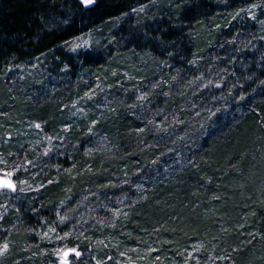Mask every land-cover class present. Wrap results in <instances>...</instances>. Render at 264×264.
I'll return each mask as SVG.
<instances>
[{
	"label": "trees",
	"instance_id": "trees-1",
	"mask_svg": "<svg viewBox=\"0 0 264 264\" xmlns=\"http://www.w3.org/2000/svg\"><path fill=\"white\" fill-rule=\"evenodd\" d=\"M151 1L93 0L90 6H84L80 0H0V76L9 67L18 68L38 56H54L49 72L55 87L47 89V80L41 87L53 92L48 101L36 105V111L30 113L24 105L25 100L32 103V99L27 98L24 91L23 99L14 102V114L32 117L46 125L47 130L57 122H66L64 125L71 129L63 143L66 152H55L58 156H52L51 168L55 165L70 166L73 173L63 175L57 174L60 169L50 170L57 179L46 192L54 197L53 192L60 185L71 182L73 192L89 187L90 190H99V194L106 195L103 200L109 206L114 189L112 179L122 172L119 177L123 178L124 184L131 186H127L129 191L136 190L137 185L150 189V194L145 195L133 209L136 216L129 214L130 219L140 221L134 224L139 228L151 217L152 206L160 208L165 205V198L180 196L195 182L207 189L219 190L218 208L221 212H225L227 202L231 203L228 219H237L240 210H250L252 217L249 222L253 224L258 217L262 232L264 33L257 32L258 24L255 23L256 35L244 41L245 23L243 32L232 34L221 26L219 31L211 27L218 19L236 14L243 15L248 21L245 5L255 0H182L176 9H169L168 17L157 14L151 21L141 23V32L127 27L125 34L129 42L120 45L124 51L140 50L165 63L154 65V73L165 76H154L153 79L158 78L159 81L141 90L143 95L140 98L147 109L145 115L137 117L121 109L115 113V108L98 110V106L88 102L87 111L83 114L71 111L72 99L79 94L67 87L69 83L84 71L90 72L91 68H97L98 75L105 74L103 64L108 59L99 51L67 53L63 51L64 45ZM191 18L205 24L210 36L216 34L213 37L215 41L201 52L203 55L210 53L209 59L200 61L202 70H199L198 52L202 50L200 35L206 31L198 29L197 35L196 29L191 30L192 22L188 21ZM222 36L227 39L220 40ZM227 49L232 51L228 53ZM60 62L63 65H57ZM146 69L152 68L147 66ZM22 82L27 88L28 76L23 77ZM132 82L124 90L134 95ZM106 83L115 89L111 78ZM221 89L222 98L218 97ZM15 95L18 96L17 91L11 97ZM113 105L118 106L116 103ZM259 136L261 145L256 152L255 140ZM101 138L111 143L110 155L103 148L98 149L96 142ZM135 142L136 150L132 146ZM87 146L93 151L86 152ZM119 147H123L125 152L113 156ZM34 154L33 149L31 158ZM254 155L249 162L248 159ZM246 171H249V179L244 185L242 180ZM133 174H143L144 177L139 179V183L126 180V176ZM173 176L188 179L187 183L184 181L185 187L177 194L161 195L158 182ZM253 182L260 188L261 200L252 199L254 194L249 192V188ZM242 198L248 200L240 206ZM36 200H31L33 211L40 210ZM45 220L26 219L37 230L40 225L44 230ZM231 223L235 224V221ZM30 237L31 243H39L37 234ZM81 248L85 249L86 245L82 243ZM74 252V249L65 250L63 256L67 260L74 259Z\"/></svg>",
	"mask_w": 264,
	"mask_h": 264
},
{
	"label": "rangeland",
	"instance_id": "rangeland-1",
	"mask_svg": "<svg viewBox=\"0 0 264 264\" xmlns=\"http://www.w3.org/2000/svg\"><path fill=\"white\" fill-rule=\"evenodd\" d=\"M80 1L84 6L93 3V0L91 3ZM180 1L153 0L137 6L122 17L110 20L104 26L64 45L63 51L67 53L99 51L108 59L103 64L105 74L98 75L97 68H91L90 72L84 71L69 83L71 86L67 87L79 94L72 99L71 111L83 114L87 111L88 102L98 106V110L115 108V113L121 109L137 117L145 115L147 109L140 98L143 95L141 90L159 81L158 78L153 79L154 76H165L154 73V65L165 63L140 50L126 52L120 45L129 42L125 34L127 27L141 32V23L151 21L157 14L168 17L169 9H176ZM245 11L249 15L246 16L248 21L244 20L243 15L236 14L218 19L211 27L219 31L221 26L232 34L235 31L243 32L246 24L244 41L256 35L255 23L258 24L257 32L264 33V2L255 0L246 4ZM188 21L192 22L189 28L196 29V34L198 29L206 31L200 35L202 50L198 52L199 70H202L200 61L209 59L210 53L203 55L201 52L215 41L213 37L216 34L210 36L205 24L194 22L192 18ZM224 39H227L226 36L220 37V40ZM227 50L228 53L232 51ZM44 55L24 62L18 68L9 67L0 76V264H264V230L261 232L258 217L251 224L249 219L252 216L246 208L240 210L237 219H228L231 216V203L227 202L225 212H221L218 208L220 192L216 188L207 189L205 185L192 182L180 196L165 198V205L160 208L158 205L152 206L151 217L139 228L134 224L140 221L130 219L129 214L136 216L133 209L143 201L145 195L150 194V189L137 185L136 190L129 191L127 186L130 185L124 184L123 178L119 177L122 172L112 179L114 189L109 206L103 200L106 195L99 194V190H90L89 187L73 192L71 182L60 185L53 192L54 197L50 196L46 192L48 186L54 185L57 179L56 174H50V170L60 169L57 174L63 175L73 173L70 166L55 165L51 168V158L55 152H66L63 143L71 129L64 125L66 122H57L47 130L46 125H41L32 117L23 118L19 113L14 114V102L23 99V91L27 98L32 99V103L25 100L24 107L29 113L35 112V106L48 101L53 93L41 89L46 80L49 81L47 89L55 87L49 72L54 56ZM57 65L63 64L60 62ZM147 66L152 69L147 70ZM25 76L29 81L27 88L22 82ZM110 78L116 85L114 90L106 83ZM131 81L134 95L124 90ZM141 83L143 86H140ZM14 91L18 96L11 97ZM222 96L221 89L218 97ZM114 103L118 106L114 107ZM135 144H132L133 149ZM255 144L258 152L260 136ZM96 145L109 155L112 153L108 152L111 146L109 141L101 138ZM33 149L35 154L31 158ZM85 151L93 149L87 146ZM123 152L125 149L119 147L113 156ZM254 157L248 161L251 162ZM142 177L143 174H133L126 176V180L139 183ZM248 179L249 171H246L242 184L246 185ZM185 180L187 183L188 179L173 176L159 181L161 195L179 193L185 187ZM249 192L254 194L253 200H261L260 188L255 187V182L251 183ZM32 198H37L40 210L33 211L35 208L30 205ZM247 200L242 198L239 205L242 206ZM157 202L160 203L159 200ZM26 219H46L44 230L41 225L37 230ZM33 234L39 236V243H31L29 238ZM82 243L86 245L85 249L81 248ZM72 249L75 251L74 259L67 260L63 252Z\"/></svg>",
	"mask_w": 264,
	"mask_h": 264
},
{
	"label": "snow or ice",
	"instance_id": "snow-or-ice-1",
	"mask_svg": "<svg viewBox=\"0 0 264 264\" xmlns=\"http://www.w3.org/2000/svg\"><path fill=\"white\" fill-rule=\"evenodd\" d=\"M87 3H91V0H86Z\"/></svg>",
	"mask_w": 264,
	"mask_h": 264
}]
</instances>
